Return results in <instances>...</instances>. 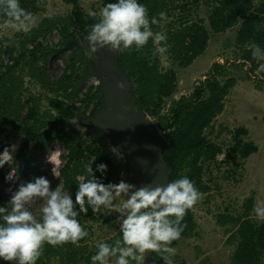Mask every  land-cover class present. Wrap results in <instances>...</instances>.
I'll return each mask as SVG.
<instances>
[{
  "label": "rangeland",
  "instance_id": "rangeland-1",
  "mask_svg": "<svg viewBox=\"0 0 264 264\" xmlns=\"http://www.w3.org/2000/svg\"><path fill=\"white\" fill-rule=\"evenodd\" d=\"M28 1L34 5L36 26L28 33L0 29V103L10 98L9 102L0 104V155L7 149L14 157L11 165L0 168V175H3L0 178V191L10 199L21 183L33 181L39 176L47 177L53 189L60 182L63 184L59 171L68 154L65 138L72 139L74 143L80 142L84 149L103 154L109 162L106 173L96 170L97 165L104 163L98 161L96 152L91 153L89 161L93 162L94 174L102 182L118 184L122 179L125 181L128 164L123 153L106 133L96 134L86 123L90 112L100 106L102 98L92 64L86 58V63L76 61L69 66L68 55L73 53L74 47L65 52L59 47L63 43L60 36L62 19L69 14L71 4L66 0ZM162 1L168 10L169 21L162 22L161 32L166 34L170 26L192 20L209 28L207 16L211 3L208 0ZM260 1L255 0L254 5ZM102 2L79 0V7L89 24L88 29L98 18L90 13H99ZM5 19L0 17V23ZM261 26L264 27V21ZM239 27L240 21L221 32L210 30L206 50L200 54L197 63L194 62L198 56L190 65L179 66L170 54L171 44L167 40L164 43L168 51L158 56L159 70L171 69L176 74L174 92L163 98L160 110L163 115L168 113L179 97L188 96L193 91L211 71L214 63L223 65L217 75L219 80L235 78V84L223 100L222 111L203 129L206 141L214 143L219 150L209 159L204 160L202 156L197 159L203 198L191 209L195 221L193 232L181 236L171 245L177 250L174 264H232L231 256L236 242L228 237L237 227L235 221L243 217L258 224L262 221L257 218L253 207L258 202H264V60H241L240 49L235 44ZM77 37L84 55L89 56L84 37ZM6 42L8 46H5ZM32 49H35V57L30 52ZM86 67L91 71L86 73ZM129 79L134 88L133 78ZM52 98L63 101L64 107L73 113L72 116L61 115L50 106L49 100ZM30 107L34 108L35 117L28 121L24 117ZM147 115L157 125V118ZM25 124L42 132L62 133L64 137H57L47 149L34 152L35 141L23 132ZM240 128H244L245 132L239 133ZM160 132L166 138L165 131L160 129ZM239 139L253 142L257 150L245 158L231 153ZM53 167H56L59 178L53 175ZM12 168L17 169V177L10 182L5 177ZM185 171L186 167L179 170ZM86 175V168L84 172L75 173L76 178ZM63 188L69 191L64 184ZM117 202L122 203L123 197L117 198ZM41 204L42 201L38 200L27 207L39 218ZM92 215L81 214L79 217L89 232L88 237L78 245L68 243L48 252L43 249L37 264H92L91 256L95 254L97 242H108L120 233L118 213L102 209ZM158 259L160 256L156 253L146 254V264H154ZM0 264L7 263L0 260ZM112 264H115V258ZM261 264H264V257Z\"/></svg>",
  "mask_w": 264,
  "mask_h": 264
},
{
  "label": "clouds",
  "instance_id": "clouds-1",
  "mask_svg": "<svg viewBox=\"0 0 264 264\" xmlns=\"http://www.w3.org/2000/svg\"><path fill=\"white\" fill-rule=\"evenodd\" d=\"M0 15L6 18L0 23L2 30L28 33L36 26L34 14L23 8L20 0H0ZM90 15L98 17L84 37L90 56L105 48L113 52L141 51L150 40L153 44L150 63L168 51L164 43L167 35L153 30V25L162 26V22L169 21L166 11L149 17L148 8L139 0H116ZM251 51L253 59L264 60V49L259 45H253ZM117 85L125 87L122 82ZM13 160L6 149L0 155V168L11 165ZM50 160L53 162L52 156ZM92 165L93 162L85 166L88 179L76 178L75 201L62 182L53 189L45 176L19 185L7 206H0V260L8 264H37L45 244L78 245L89 236L79 217L87 216L91 208L94 215L102 209L118 213L122 234L113 243L97 242L92 264H112L113 258L115 264H146L149 252L158 254L163 264H174L177 250L171 245L181 239L187 227L183 223L187 212L203 198L195 182L183 176L165 186L150 184L136 188L123 179L118 184L104 183L95 176ZM96 170L103 174L108 166L100 163ZM52 172L59 178L56 167ZM16 177L17 169L12 168L5 179L13 182ZM119 197H123L122 203L117 202ZM38 200L42 201L39 218L27 207ZM253 211L258 219L264 220V202L254 204Z\"/></svg>",
  "mask_w": 264,
  "mask_h": 264
},
{
  "label": "trees",
  "instance_id": "trees-1",
  "mask_svg": "<svg viewBox=\"0 0 264 264\" xmlns=\"http://www.w3.org/2000/svg\"><path fill=\"white\" fill-rule=\"evenodd\" d=\"M197 2L198 0H193ZM255 0H208L211 3V10L207 19L209 28L202 23L192 20L191 22L178 23L175 27L170 26L167 31V42L171 44V53L173 59L179 66H188L192 61L202 54L208 43L210 30L221 32L232 27L240 21V27L237 32L235 44L241 52V60L252 61V46L259 45L264 49V27L261 23L264 21V0L258 5H254ZM71 4V9L66 18L63 17L60 36L63 43L59 47L63 52L68 48H73V53L68 55V65L73 66L76 61L86 63L84 49L78 41V35L85 37L88 29V22L79 7V0H66ZM116 0H103V7ZM149 10V17L156 16L160 11H166L167 8L162 0H139ZM23 8L34 12V5L28 0H20ZM168 15V14H167ZM0 17H3L0 15ZM154 31H161L160 26L153 25ZM78 34V35H77ZM39 44V43H37ZM153 44H149L141 51L125 50L118 53V62L120 68L133 78V94L136 97L137 106L146 113L157 118L158 128L165 131L167 144L163 147L162 155L168 166L171 168L168 181H174L183 176H187L195 182V186L201 191L202 182L200 181L199 167L197 159L204 157L209 159L215 151L219 150L214 143H209L203 136V129L207 127L212 119L219 114L224 106L223 100L228 94L230 88L235 84L234 77H228L225 81L217 78L219 68L223 67L216 62L212 65L211 71L206 77L194 87L188 95H183L176 100L167 114L160 112L164 97L172 95L176 88V74L173 70L160 71L158 56L149 62ZM31 54L35 57V49ZM46 55V54H45ZM43 55V56H45ZM89 62H92L89 59ZM93 69V68H92ZM91 70L86 67V73ZM94 71V70H93ZM100 91V88L98 89ZM95 95V94H94ZM96 96V95H95ZM10 98L4 99L3 103L9 102ZM101 102V100H100ZM50 106L59 111L61 115L72 116V112L64 107V102L52 98L49 100ZM95 110H92L93 113ZM35 117L33 107H30L25 114V119L32 120ZM25 120V121H27ZM2 123V121H0ZM15 127H19L16 125ZM23 132L30 139L35 141L33 151L47 149L48 146L56 140L57 137H64L62 133H53L52 131L35 130L32 126L25 124ZM245 132L244 128L239 129V133ZM65 144L68 150L65 164L60 168V174L63 178L64 187L67 188L75 198L78 191L75 173L84 172L85 164L89 163L91 153H97L98 161L109 165L102 153L94 150L82 148L80 142L74 143L72 139L65 138ZM257 150L253 142H242L240 139L235 142L231 153H238L240 157L245 158L250 153ZM228 155H226L227 158ZM187 168L185 172H179L180 169ZM3 175H0L2 178ZM89 174L84 177L88 179ZM10 199L0 191L1 206H7ZM91 208L87 216H93ZM187 225L182 236H188L195 228V221L191 210L183 221ZM236 229L230 233L228 239L235 241L236 246L231 256L232 264H261L264 257V220L261 223H255L247 217L236 220ZM119 233L115 238L109 239L108 243H113L115 239L121 238ZM55 247L45 244L44 250L48 252ZM97 249L94 251L96 253ZM8 264V262H6Z\"/></svg>",
  "mask_w": 264,
  "mask_h": 264
},
{
  "label": "water",
  "instance_id": "water-1",
  "mask_svg": "<svg viewBox=\"0 0 264 264\" xmlns=\"http://www.w3.org/2000/svg\"><path fill=\"white\" fill-rule=\"evenodd\" d=\"M109 70L120 76L131 87L127 73L120 68L117 52H115ZM131 99L140 123H129L122 97L111 90H103L102 107L91 117H88L86 123L91 131L95 130L96 134L105 132L117 149L123 153L128 164L126 183H130L136 188L150 184L165 186L169 182L168 177L171 171L162 155L167 139L147 113L136 106L134 95L131 96ZM99 123L101 124L97 125ZM157 151L159 152L157 153ZM161 262L160 258L154 264H161Z\"/></svg>",
  "mask_w": 264,
  "mask_h": 264
},
{
  "label": "flooded vegetation",
  "instance_id": "flooded-vegetation-1",
  "mask_svg": "<svg viewBox=\"0 0 264 264\" xmlns=\"http://www.w3.org/2000/svg\"><path fill=\"white\" fill-rule=\"evenodd\" d=\"M114 57H115V52H113L107 48L99 50L98 53L95 54L94 56L89 55V59L92 62L93 70H94L96 76L98 77L97 85L100 88L102 98H101L100 106L97 107L96 111H94L93 113L90 112V115L88 117H91L93 114H95L97 111H99L100 108L102 107V105H103V90H111L115 94L122 97L123 105L125 106V109L127 111L126 115H127V120L129 121V123H131V124L136 123V122L140 123L139 119L137 118V116L135 114L134 108L132 106L131 96L134 95L132 85H131V87H129L126 84V82H124L121 79L120 76L113 74V71L109 70V68H111L112 61H113ZM120 82L125 84L124 89H121L118 87L117 84ZM135 103H136V97H135ZM136 106H137V104H136ZM100 124L101 123H99L97 125H100ZM141 124L143 125V123H141ZM158 152L159 151H157V153Z\"/></svg>",
  "mask_w": 264,
  "mask_h": 264
},
{
  "label": "crops",
  "instance_id": "crops-1",
  "mask_svg": "<svg viewBox=\"0 0 264 264\" xmlns=\"http://www.w3.org/2000/svg\"><path fill=\"white\" fill-rule=\"evenodd\" d=\"M206 50V49H205ZM202 55V54H201ZM200 57V55L197 57V59H196V61L194 62V63H197L199 60H198V58ZM189 70H190V68H189Z\"/></svg>",
  "mask_w": 264,
  "mask_h": 264
}]
</instances>
